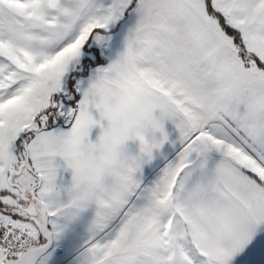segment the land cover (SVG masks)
Returning a JSON list of instances; mask_svg holds the SVG:
<instances>
[{
  "label": "snow or ice",
  "instance_id": "snow-or-ice-1",
  "mask_svg": "<svg viewBox=\"0 0 264 264\" xmlns=\"http://www.w3.org/2000/svg\"><path fill=\"white\" fill-rule=\"evenodd\" d=\"M0 264H264V0H0Z\"/></svg>",
  "mask_w": 264,
  "mask_h": 264
},
{
  "label": "clouds",
  "instance_id": "clouds-1",
  "mask_svg": "<svg viewBox=\"0 0 264 264\" xmlns=\"http://www.w3.org/2000/svg\"><path fill=\"white\" fill-rule=\"evenodd\" d=\"M150 112L148 107L138 108L131 112L128 116V123L122 130H114L107 134L103 141L93 147L96 152L97 159H105V154L115 155L117 150L133 138L139 136L143 132V122L148 120Z\"/></svg>",
  "mask_w": 264,
  "mask_h": 264
},
{
  "label": "crops",
  "instance_id": "crops-1",
  "mask_svg": "<svg viewBox=\"0 0 264 264\" xmlns=\"http://www.w3.org/2000/svg\"><path fill=\"white\" fill-rule=\"evenodd\" d=\"M166 128L171 131L172 130V126L170 124L166 125ZM100 129L99 128H93L91 133H90V139L95 140L96 137L99 135ZM173 135H175V133H173ZM63 182L65 185L70 184L71 182V170L69 171H63L61 170V172L58 175V183Z\"/></svg>",
  "mask_w": 264,
  "mask_h": 264
}]
</instances>
